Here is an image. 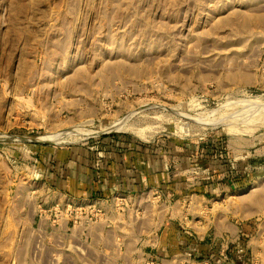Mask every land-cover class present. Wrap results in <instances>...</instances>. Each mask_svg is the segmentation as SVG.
Here are the masks:
<instances>
[{"label": "rangeland", "instance_id": "obj_1", "mask_svg": "<svg viewBox=\"0 0 264 264\" xmlns=\"http://www.w3.org/2000/svg\"><path fill=\"white\" fill-rule=\"evenodd\" d=\"M71 129L90 135L31 141ZM107 135L178 147L186 190L223 181L213 203L258 251L164 257L133 216L52 228L67 199L39 155ZM0 264H264V0H0Z\"/></svg>", "mask_w": 264, "mask_h": 264}, {"label": "crops", "instance_id": "obj_2", "mask_svg": "<svg viewBox=\"0 0 264 264\" xmlns=\"http://www.w3.org/2000/svg\"><path fill=\"white\" fill-rule=\"evenodd\" d=\"M182 152L178 147L174 152L155 149L120 135L49 147L39 155L42 177L38 182L51 195H63L68 200L94 199L107 211H113L114 194L134 196L146 213L136 226L138 239L160 245V255L164 257H168L171 248L180 252L187 247L200 255L217 248L221 255L223 250L227 255L249 250L257 252V244L249 243L244 237V225L226 220L225 206L216 209L213 203L217 192L227 190L223 181L218 183L202 177L203 180L193 184L199 186V192L189 195L190 188L186 190L183 175L186 161L179 155ZM158 187L166 192L162 200L153 199ZM99 227L98 234L103 235L104 225L99 224ZM158 230H161L159 236Z\"/></svg>", "mask_w": 264, "mask_h": 264}, {"label": "built area", "instance_id": "obj_3", "mask_svg": "<svg viewBox=\"0 0 264 264\" xmlns=\"http://www.w3.org/2000/svg\"><path fill=\"white\" fill-rule=\"evenodd\" d=\"M155 193L156 196L153 197L155 200H159L163 195L160 190ZM112 203L113 211H107L99 201L94 199H67L64 207H61L59 203H54L51 207L52 222L54 223L52 228H57L60 225L58 220L64 215V219L67 220V231L70 232V239L74 237V232L78 233V231H80L81 237L87 238L91 227L108 223L110 216L113 217V220L116 217L121 219V217L133 216L137 222L146 215L144 207L137 204L138 201L134 196L128 198L127 195L117 193L112 196ZM155 207L158 208V205ZM149 257L153 258V256Z\"/></svg>", "mask_w": 264, "mask_h": 264}, {"label": "bare ground", "instance_id": "obj_4", "mask_svg": "<svg viewBox=\"0 0 264 264\" xmlns=\"http://www.w3.org/2000/svg\"><path fill=\"white\" fill-rule=\"evenodd\" d=\"M120 129L121 128V124L120 123H117V124H115V125H113V126H110V127H106V128H103V129H101V131H108V130H116V129ZM80 131V130H79ZM87 132H89V131H87ZM97 132V131H96ZM99 132V131H98ZM78 135V134H80V135H82V137L83 136H88V135H90L89 133H82V132H78L77 130L75 131V130H68V131H66V132H62V133H55V134H50V135H43V136H40V137H37L39 140H41V141H49V142H56V141H58V140H60V141H62L63 140V137H65V135ZM96 134V133H95ZM9 136V135H8ZM11 138V140L13 139V140H21V139H24L23 137H19V136H13V137H10ZM36 138V139H37ZM65 140V139H64Z\"/></svg>", "mask_w": 264, "mask_h": 264}, {"label": "trees", "instance_id": "obj_5", "mask_svg": "<svg viewBox=\"0 0 264 264\" xmlns=\"http://www.w3.org/2000/svg\"><path fill=\"white\" fill-rule=\"evenodd\" d=\"M206 156L209 157V158H213L214 157L212 155V153H208V154H206ZM189 190L192 191V192H199L200 189H199V186L198 185H194ZM198 257H200V256H198Z\"/></svg>", "mask_w": 264, "mask_h": 264}, {"label": "water", "instance_id": "obj_6", "mask_svg": "<svg viewBox=\"0 0 264 264\" xmlns=\"http://www.w3.org/2000/svg\"><path fill=\"white\" fill-rule=\"evenodd\" d=\"M30 141V140H29ZM31 141H33V142H43V141H41V140H36V139H31Z\"/></svg>", "mask_w": 264, "mask_h": 264}]
</instances>
